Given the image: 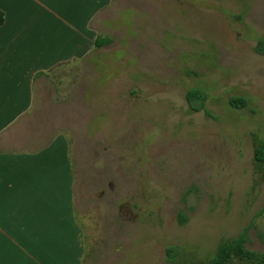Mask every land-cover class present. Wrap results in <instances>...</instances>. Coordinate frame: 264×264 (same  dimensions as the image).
<instances>
[{
	"label": "rangeland",
	"instance_id": "obj_1",
	"mask_svg": "<svg viewBox=\"0 0 264 264\" xmlns=\"http://www.w3.org/2000/svg\"><path fill=\"white\" fill-rule=\"evenodd\" d=\"M96 28L107 43L44 80L32 121L70 139L83 264H203L240 236L263 254L264 0H110Z\"/></svg>",
	"mask_w": 264,
	"mask_h": 264
},
{
	"label": "crops",
	"instance_id": "obj_2",
	"mask_svg": "<svg viewBox=\"0 0 264 264\" xmlns=\"http://www.w3.org/2000/svg\"><path fill=\"white\" fill-rule=\"evenodd\" d=\"M109 4L0 0V264H83L70 139L33 125L50 121L37 112L44 80L84 67Z\"/></svg>",
	"mask_w": 264,
	"mask_h": 264
},
{
	"label": "trees",
	"instance_id": "obj_3",
	"mask_svg": "<svg viewBox=\"0 0 264 264\" xmlns=\"http://www.w3.org/2000/svg\"><path fill=\"white\" fill-rule=\"evenodd\" d=\"M5 21V15L3 11L0 10V27L3 25ZM105 43H107L106 39L101 37H97L96 39V47L100 48ZM255 51L259 54L264 55V37L260 38L255 47ZM186 99L191 111L198 112L205 110V105L207 101V94L204 90L199 88L190 89L186 94ZM246 101L243 98H232L230 99V105L235 108H242L245 106ZM254 159L258 163H264V147L256 146L254 148ZM263 178H264V170H263ZM185 217L182 215V220ZM169 256H174V252L172 249L168 250ZM234 257L240 259H249L253 262V264H264V253L263 254H254L248 251L245 247V240L243 236H240L232 241L223 243L220 245L213 257H211L208 261L203 264H232L231 261Z\"/></svg>",
	"mask_w": 264,
	"mask_h": 264
}]
</instances>
